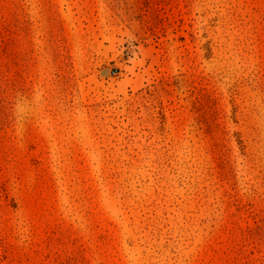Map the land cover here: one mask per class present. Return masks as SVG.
<instances>
[{"label":"rangeland","instance_id":"1","mask_svg":"<svg viewBox=\"0 0 264 264\" xmlns=\"http://www.w3.org/2000/svg\"><path fill=\"white\" fill-rule=\"evenodd\" d=\"M0 264H264V0H0Z\"/></svg>","mask_w":264,"mask_h":264}]
</instances>
